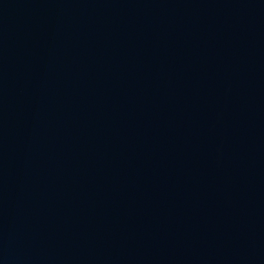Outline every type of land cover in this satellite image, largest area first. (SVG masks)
Here are the masks:
<instances>
[{
	"label": "water",
	"instance_id": "1",
	"mask_svg": "<svg viewBox=\"0 0 264 264\" xmlns=\"http://www.w3.org/2000/svg\"><path fill=\"white\" fill-rule=\"evenodd\" d=\"M0 264H264V0H0Z\"/></svg>",
	"mask_w": 264,
	"mask_h": 264
}]
</instances>
